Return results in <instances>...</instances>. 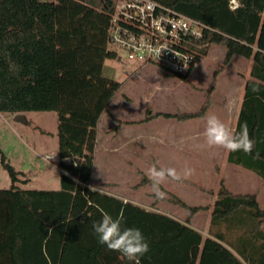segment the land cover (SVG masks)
<instances>
[{"label":"trees","instance_id":"1","mask_svg":"<svg viewBox=\"0 0 264 264\" xmlns=\"http://www.w3.org/2000/svg\"><path fill=\"white\" fill-rule=\"evenodd\" d=\"M154 1L207 27L200 57L211 46H224L222 65L235 55L252 60L253 80L246 84L234 130L247 122L253 154L260 158L237 151L227 161L264 179V0H240L245 7L235 12L229 0ZM111 5V0H0V115L54 111L62 171L57 190L20 189L14 184L27 182L20 180L24 173L0 149V166L12 182L0 189V264H127L98 243L92 226L102 211L113 218L123 211L122 227L142 231L150 251L141 264H264V207L254 194L233 193L221 183L203 238L190 219L207 207L187 205L164 190L169 197L163 200L188 211L180 222L90 188L97 123L121 86L102 76L105 60L114 59L106 51ZM221 66L203 90L198 111L156 116L182 122L203 117ZM146 184L151 182L143 177L138 186Z\"/></svg>","mask_w":264,"mask_h":264},{"label":"rangeland","instance_id":"2","mask_svg":"<svg viewBox=\"0 0 264 264\" xmlns=\"http://www.w3.org/2000/svg\"><path fill=\"white\" fill-rule=\"evenodd\" d=\"M225 53L224 46H211L208 59L222 64ZM102 71L103 76L119 82L121 86L97 124L98 140L93 154L95 164L91 188L127 198L126 202L130 201L147 211L167 212L185 222L188 216L186 209L168 200H157L151 192V184H138L143 177L147 178L145 172L153 164L175 167L180 171L173 160V140L177 131H181L183 137H189V124H179L173 118L156 115L198 111L204 102V95L196 92L187 79L190 77L197 82L194 75L198 74L205 85L209 70H192L183 81L157 68L106 59ZM145 98L149 103L144 101ZM56 128L57 114L54 111L25 112L19 121L15 116L7 120L0 118L1 151L15 171L25 173L28 179L26 183H15L16 187L59 189L61 172L58 169ZM183 147L189 153L190 144H183ZM218 158L214 168L205 175L214 183L211 187L216 194L219 174H231L224 165L223 156ZM191 178H196L195 173ZM11 186L7 171L0 166V189ZM161 188L162 191L169 190L187 205L207 207V210L199 211L190 219L192 227L207 232L213 198L208 191L185 181H169Z\"/></svg>","mask_w":264,"mask_h":264},{"label":"crops","instance_id":"3","mask_svg":"<svg viewBox=\"0 0 264 264\" xmlns=\"http://www.w3.org/2000/svg\"><path fill=\"white\" fill-rule=\"evenodd\" d=\"M208 53L206 56L200 58L197 61V64L193 69L194 72L209 70L205 78L206 79L205 85L203 84L204 81L200 79V76L198 74L194 75L195 79H197L195 81L197 82H193L190 77H188L187 79L188 81H190L191 85L193 86V89L194 90L196 89L195 91L200 93L201 95H204L203 90L207 89L210 86L212 82L213 74L218 69L217 67L222 65L219 64L218 62H217L218 64L210 62L208 59ZM251 66H252L251 59H246L241 56L237 57L236 55L231 58L228 65H222L221 66L222 70L216 76V85L211 94V99H212L211 106L209 107L205 115L201 118L184 121L185 123H188L190 127L189 137L186 136L183 137L181 135V131H177V133H175L174 135L173 160L175 165L179 167L180 171L183 170L185 164L195 169L196 178L193 179L190 177L189 182L194 187L197 188L200 187L205 191L212 190L213 194H210L213 196L212 205L214 201L217 199L215 193L216 191H214L213 187H211L214 183H211V180L207 179L205 175L208 172H210L209 171L210 169L214 168L216 162L218 161V159H220L218 158V156L222 155L224 158V165L227 167L228 170L230 169L229 171L231 172V174H229L228 176L225 175L223 172L219 174V180L217 184L218 188L219 185L223 183L225 187L228 188L233 193L254 194L257 198L258 204L261 207H264V179H262L255 172L247 168L229 163L227 161L229 152L224 150L223 148L198 147L203 143L202 132L205 126V118L209 114L217 115L226 124V126H228L231 129H235L238 116L242 108L246 84L248 81L253 80V78H251L250 76ZM22 115H24V113H22ZM13 116L14 115L3 114L0 115V118L3 117L4 120H7V118H11ZM184 122L179 121V124H182ZM97 140H98V135L96 136V141ZM183 144H190L189 153L186 152V148L183 147ZM94 164L95 162H93V168H94ZM60 172L62 173L61 170ZM92 175H93V170H92ZM20 180L28 181L27 177L25 176V173H24V177H20ZM91 181H92V176H91ZM200 184H202L203 186H201ZM233 186L236 187V190L234 189ZM17 187L20 189H25V188H21L20 186ZM97 191L118 197L122 199L124 202L127 201L126 200L127 198H124L117 194L105 192L100 189ZM163 214H166L178 220V218L170 215L167 212H163ZM192 228L199 231L203 236V238L207 236V232L204 233L203 231L195 227Z\"/></svg>","mask_w":264,"mask_h":264},{"label":"built area","instance_id":"4","mask_svg":"<svg viewBox=\"0 0 264 264\" xmlns=\"http://www.w3.org/2000/svg\"><path fill=\"white\" fill-rule=\"evenodd\" d=\"M106 51L120 62L186 76L201 58L207 27L154 0H111Z\"/></svg>","mask_w":264,"mask_h":264},{"label":"clouds","instance_id":"5","mask_svg":"<svg viewBox=\"0 0 264 264\" xmlns=\"http://www.w3.org/2000/svg\"><path fill=\"white\" fill-rule=\"evenodd\" d=\"M243 7L245 5L240 0H229L228 2L230 11L235 12ZM252 91L259 93L260 88L254 86ZM144 101L149 103L147 98ZM202 137L201 148L217 147L228 152L242 151L247 155H252L253 159L260 158L259 152L253 154L255 141L250 138L247 122L241 124L237 132L226 126L217 115L209 114L205 118ZM194 173L195 169L187 164L182 171H178L175 167H157L153 164L147 168L145 175L151 182V192L154 197L157 200H163L166 198V193L162 191V185L169 181L179 182L189 179ZM124 220L123 211L115 218L102 211L101 219L93 223V231L98 238V243L106 246L108 251L118 253L121 260L127 261V264H141V258L150 251V245L140 229L122 227Z\"/></svg>","mask_w":264,"mask_h":264},{"label":"water","instance_id":"6","mask_svg":"<svg viewBox=\"0 0 264 264\" xmlns=\"http://www.w3.org/2000/svg\"><path fill=\"white\" fill-rule=\"evenodd\" d=\"M108 4H110L109 1H108ZM117 61L120 62V59L117 58ZM15 119H16L17 121H19L20 119H22V115H21V114H19V115H15Z\"/></svg>","mask_w":264,"mask_h":264}]
</instances>
